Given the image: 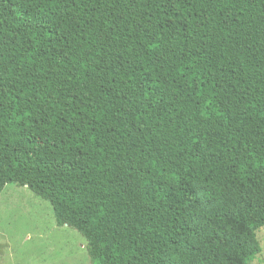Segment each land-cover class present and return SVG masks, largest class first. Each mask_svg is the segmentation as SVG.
Wrapping results in <instances>:
<instances>
[{"label": "trees", "instance_id": "1", "mask_svg": "<svg viewBox=\"0 0 264 264\" xmlns=\"http://www.w3.org/2000/svg\"><path fill=\"white\" fill-rule=\"evenodd\" d=\"M91 264H253L264 0H0V194Z\"/></svg>", "mask_w": 264, "mask_h": 264}, {"label": "rangeland", "instance_id": "2", "mask_svg": "<svg viewBox=\"0 0 264 264\" xmlns=\"http://www.w3.org/2000/svg\"><path fill=\"white\" fill-rule=\"evenodd\" d=\"M264 264V227L257 231ZM77 231L57 227L51 206L27 188L8 184L0 194V264H91Z\"/></svg>", "mask_w": 264, "mask_h": 264}]
</instances>
